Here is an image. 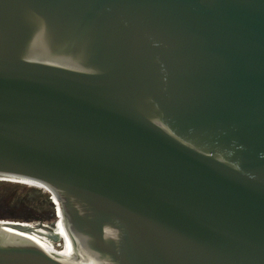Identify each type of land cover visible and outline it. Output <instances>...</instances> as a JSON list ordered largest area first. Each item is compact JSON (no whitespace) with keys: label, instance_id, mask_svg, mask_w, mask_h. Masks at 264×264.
Segmentation results:
<instances>
[{"label":"water","instance_id":"obj_1","mask_svg":"<svg viewBox=\"0 0 264 264\" xmlns=\"http://www.w3.org/2000/svg\"><path fill=\"white\" fill-rule=\"evenodd\" d=\"M0 179V264H264V0H0Z\"/></svg>","mask_w":264,"mask_h":264},{"label":"rangeland","instance_id":"obj_2","mask_svg":"<svg viewBox=\"0 0 264 264\" xmlns=\"http://www.w3.org/2000/svg\"><path fill=\"white\" fill-rule=\"evenodd\" d=\"M55 202H57L55 196L43 189L0 179V215L12 213L20 218V220L13 218H0V220L54 223L63 218L61 209L59 210ZM19 206L25 207V210H19ZM28 206L31 207L28 209ZM29 217L31 220L21 219Z\"/></svg>","mask_w":264,"mask_h":264},{"label":"bare ground","instance_id":"obj_3","mask_svg":"<svg viewBox=\"0 0 264 264\" xmlns=\"http://www.w3.org/2000/svg\"><path fill=\"white\" fill-rule=\"evenodd\" d=\"M11 182H16V183H21V184H26L29 186H33V187H37L40 189H43L45 192L50 193L52 195H56L55 191L51 188L50 185H48L47 183L41 182V181H35V180H22V179H11ZM63 221L62 219H59V221ZM3 220H0V222H2ZM30 223V222H29ZM27 223V224H29ZM32 223V222H31ZM35 226H39L35 223H32Z\"/></svg>","mask_w":264,"mask_h":264},{"label":"trees","instance_id":"obj_4","mask_svg":"<svg viewBox=\"0 0 264 264\" xmlns=\"http://www.w3.org/2000/svg\"><path fill=\"white\" fill-rule=\"evenodd\" d=\"M56 203V205L57 206H59V210L61 209L60 208V203L59 202H55ZM20 208H19V210L20 209H22L23 211L25 210V207H21V206H19ZM29 207H31V206H28V209H29ZM0 218H13V219H16V220H20V218H19V216H17V214H12V213H10V214H7V215H0ZM22 220H31V218L29 217V218H26V219H23V218H21Z\"/></svg>","mask_w":264,"mask_h":264}]
</instances>
